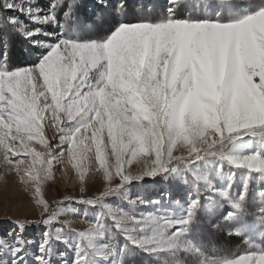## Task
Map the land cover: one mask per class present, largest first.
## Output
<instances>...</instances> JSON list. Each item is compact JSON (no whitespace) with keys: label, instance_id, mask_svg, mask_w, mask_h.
I'll return each mask as SVG.
<instances>
[{"label":"snow or ice","instance_id":"snow-or-ice-1","mask_svg":"<svg viewBox=\"0 0 264 264\" xmlns=\"http://www.w3.org/2000/svg\"><path fill=\"white\" fill-rule=\"evenodd\" d=\"M0 165V264H264V0H0Z\"/></svg>","mask_w":264,"mask_h":264},{"label":"rangeland","instance_id":"rangeland-1","mask_svg":"<svg viewBox=\"0 0 264 264\" xmlns=\"http://www.w3.org/2000/svg\"><path fill=\"white\" fill-rule=\"evenodd\" d=\"M164 3V0H129V3L136 6L138 3ZM244 2V0H241ZM23 56L24 54L21 53ZM23 62V61H21ZM78 183L76 177L70 174L68 177H62L61 173H57V181L46 190V198L51 202L53 199H59L65 194H74L77 192ZM134 190V194H135ZM79 207V206H77ZM39 208L34 205V202L24 193L21 186L18 185L14 176L7 174L6 170L0 165V234L10 229V220L16 217L23 218L24 216L30 219H39ZM82 214V213H81ZM65 219L74 222V226L82 228L85 225L80 223V216H68ZM31 237L39 239L40 231L38 229H31L29 232ZM220 243H227V241H220ZM232 246L236 241L230 242ZM136 264H158V261L151 257L140 254L136 259Z\"/></svg>","mask_w":264,"mask_h":264}]
</instances>
